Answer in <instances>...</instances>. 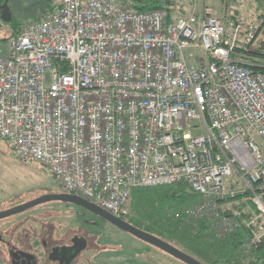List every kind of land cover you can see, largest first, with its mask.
<instances>
[{
    "label": "built area",
    "instance_id": "2783aa9c",
    "mask_svg": "<svg viewBox=\"0 0 264 264\" xmlns=\"http://www.w3.org/2000/svg\"><path fill=\"white\" fill-rule=\"evenodd\" d=\"M257 32L211 12L63 0L1 43L0 139L118 217L134 189L185 186L200 200L184 216L220 236L245 229L250 253L264 240Z\"/></svg>",
    "mask_w": 264,
    "mask_h": 264
},
{
    "label": "rangeland",
    "instance_id": "374dc122",
    "mask_svg": "<svg viewBox=\"0 0 264 264\" xmlns=\"http://www.w3.org/2000/svg\"><path fill=\"white\" fill-rule=\"evenodd\" d=\"M62 1L7 0L11 18L19 21L21 25L27 24L31 20L42 17L44 13L56 9ZM161 1L175 17L186 16L192 12L197 13L199 16L206 15V12L216 13L218 17L225 19H231V16L235 15L236 18L232 19L254 23L258 30L264 21V0ZM126 4L130 5V1H126ZM0 24V39L4 41L9 38V35L14 30L9 26L10 23L0 22ZM263 43L264 28L260 30L257 38L249 47L251 51L248 54L249 60L255 58L253 55L258 52L259 47ZM186 53L190 54L191 51H186ZM193 54L197 57L204 56L202 51H195ZM61 192L55 177L46 168L30 161L20 160L9 145L0 139V212L29 203L46 195ZM199 200L200 196L191 195L183 201L175 199L167 203L165 208L171 213L183 210ZM262 200L264 202V197H262ZM127 208L130 214L133 213L130 201L127 203ZM78 209L77 205L62 201H50L34 206L22 213L1 219L0 236L12 243L24 241V243L27 242L28 246H31V243L35 242L34 239L42 235L44 228L50 231V237L53 240H57L63 237L68 228H71L73 233H77L80 227H86L91 232L87 236L89 247L73 264H113L111 259L113 255L116 254L119 257L123 252H133L134 249H137L139 244L137 245L135 240L149 248V250L144 252L143 256L145 259H149L156 264H186L161 249L108 224L89 225V221L97 218L92 215H87L86 217L78 216ZM72 232H68L66 235H72ZM44 238L49 237L44 235ZM104 255L111 256V258L107 257L110 260H105ZM0 264H10L8 249L3 242H0ZM43 264L52 263L48 261L43 262Z\"/></svg>",
    "mask_w": 264,
    "mask_h": 264
},
{
    "label": "trees",
    "instance_id": "16d2710c",
    "mask_svg": "<svg viewBox=\"0 0 264 264\" xmlns=\"http://www.w3.org/2000/svg\"><path fill=\"white\" fill-rule=\"evenodd\" d=\"M126 1H130L131 8L139 11L166 9L171 15L170 9L166 8L161 0ZM3 2L4 0H0V4ZM53 11L50 10L35 20L45 18ZM231 18H236V16L232 15ZM9 23L14 31H17L21 25L14 18ZM263 28L264 21L255 39ZM2 42L3 40L0 39V46ZM253 56L255 58L252 61L264 65V43ZM255 69L264 70V67ZM191 195L194 194L182 185L134 189L128 200L133 213H129L124 218L130 224L165 240L204 264H264V240L257 249L245 253L243 249L247 237L245 229L241 228L232 235L220 236L209 220L187 219L184 212L195 203L183 210L171 213L166 210L167 203L175 199L183 201Z\"/></svg>",
    "mask_w": 264,
    "mask_h": 264
},
{
    "label": "water",
    "instance_id": "95a60500",
    "mask_svg": "<svg viewBox=\"0 0 264 264\" xmlns=\"http://www.w3.org/2000/svg\"><path fill=\"white\" fill-rule=\"evenodd\" d=\"M12 20L11 18V13L9 11V6H8V2L7 0H4V2L2 4H0V22L3 23H9ZM1 27V24H0ZM50 201H62V202H66V203H71V204H75L77 206H80L96 215H98L99 217L105 219L106 221H108L109 223L113 224L114 226H116L117 228H119L120 230L134 236L135 238L148 243L152 246H155L159 249H161L162 251L176 257L177 259L183 261L186 264H204L201 261H199L198 259H196L195 257L183 252L182 250H180L179 248H177L176 246L166 242L165 240L160 239L159 237L150 234L144 230H141L139 228H137L136 226L130 224L129 222L125 221L124 219L112 215L111 213L105 211L104 209L100 208L99 206H97L96 204L80 197L77 195H73V194H66V193H58V194H50V195H46L43 196L39 199H36L34 201H31L29 203H25L22 204L20 206H16L13 207L11 209H8L6 211H2L0 212V220L1 219H5L8 218L10 216H13L15 214H19L24 212L27 209H30L34 206L46 203V202H50ZM2 239V237L0 236V240ZM87 246V240H84V245L79 249L76 250L74 252V254H72V256L67 260V262L65 264H70L71 261H73L77 255L79 254V252L84 249ZM65 249V248H63ZM72 250V248L70 249ZM24 256H30V257H34L31 254L28 253H22ZM50 260L52 261H59L60 264H63V258H59V257H55V250L53 251V253L50 254L49 256ZM14 262V260H13Z\"/></svg>",
    "mask_w": 264,
    "mask_h": 264
},
{
    "label": "flooded vegetation",
    "instance_id": "af4514ba",
    "mask_svg": "<svg viewBox=\"0 0 264 264\" xmlns=\"http://www.w3.org/2000/svg\"><path fill=\"white\" fill-rule=\"evenodd\" d=\"M79 209L77 210L79 215L81 217H86L87 215H92L97 219H93L89 221V225H95L97 224H108L109 226L119 229L113 224L109 223L105 219L99 217L98 215L78 206ZM124 219L126 218L120 217ZM71 233L72 229L68 228L67 232L63 235V237L53 240L50 237V231H48L47 228H44L42 230V235L39 237H36L34 240L35 242L31 243V246L27 245V242L24 243V241H17V243H12L9 240H5L3 237L0 240V242H3L4 245L8 249V255L10 258V264H43V262H51L52 264H60L59 261H52L50 260L49 256L53 251L55 250V257L63 258V264L67 262V260L74 254L76 250H79L84 245V240H87V246L82 249L77 257L71 261L70 264H73V262L89 247V239L87 236L91 234L90 230L86 227H80L79 232L73 233L72 235H66L67 233ZM44 235H48L49 238H44ZM27 236V235H26ZM28 237V236H27ZM29 242V241H28ZM38 244V245H37ZM65 248V249H63ZM72 248V250H70ZM28 253L33 255L34 257H28L24 256L22 253ZM14 260V262H13Z\"/></svg>",
    "mask_w": 264,
    "mask_h": 264
},
{
    "label": "crops",
    "instance_id": "0c3cea01",
    "mask_svg": "<svg viewBox=\"0 0 264 264\" xmlns=\"http://www.w3.org/2000/svg\"><path fill=\"white\" fill-rule=\"evenodd\" d=\"M56 9H53V10H56ZM135 242H137V245L139 244V246H137V249H134L133 252H125V253L123 252L121 253L119 257H117L118 255L114 253L115 255H113L112 258L111 256L104 255L105 260H110L111 258L113 261V264H156L150 261L149 259H145V257L143 256L144 252L146 250H149V248L139 241L135 240ZM107 257H110V258H107Z\"/></svg>",
    "mask_w": 264,
    "mask_h": 264
}]
</instances>
